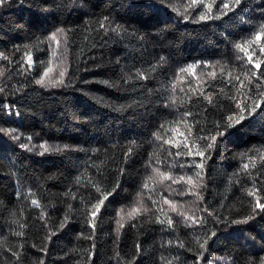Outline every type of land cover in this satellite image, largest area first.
Segmentation results:
<instances>
[{
	"label": "trees",
	"instance_id": "1",
	"mask_svg": "<svg viewBox=\"0 0 264 264\" xmlns=\"http://www.w3.org/2000/svg\"><path fill=\"white\" fill-rule=\"evenodd\" d=\"M204 2L213 5L209 15L222 7ZM262 7L264 0H242L235 12L193 23L178 15L201 12L190 0L0 6V128L20 134L0 132V264H264V210L256 206L264 204V36L253 39ZM57 29L64 33L52 40ZM48 68L47 86L37 84ZM60 72L63 83L52 86ZM258 103L251 115L241 113ZM240 115L246 118L208 149L217 123ZM45 142L50 151L40 155ZM199 163L202 178L194 175ZM158 173L192 176L194 185ZM117 184L93 217L96 186L106 192ZM133 208L140 211L129 218ZM169 217L171 226L158 222ZM209 230L216 235L199 259L196 238Z\"/></svg>",
	"mask_w": 264,
	"mask_h": 264
},
{
	"label": "snow or ice",
	"instance_id": "2",
	"mask_svg": "<svg viewBox=\"0 0 264 264\" xmlns=\"http://www.w3.org/2000/svg\"><path fill=\"white\" fill-rule=\"evenodd\" d=\"M8 2H9V0H0V6H3L4 4H6ZM163 2H164V0H161V3H163ZM241 2H242V0H221L222 7L217 10V14L216 15H209L212 12V8H213L212 4H206L204 2V0H190V5L192 6L193 10H195L197 6L203 5V8L201 9V12H199L196 17H190L188 15H184V14H181V13H178V15H182L184 20L191 19V21L193 23H200L201 21L207 20V19H220L222 15H227L228 12H235L236 8L240 6ZM204 9H206L207 11L205 12ZM172 11L176 12L177 9L175 7H173ZM261 11L264 12V7L261 8ZM119 27L120 26L117 25V28H119ZM58 33H61V34L64 33V29H57L56 31H54L51 34V39L52 40H56V37H57ZM262 36H264V24H261L260 29L258 31H256L253 39L255 41H259ZM140 39H143V37L141 36ZM253 39H249L247 41V43L249 45H251L253 43ZM57 44H59V41H57ZM233 47L235 49L239 50L240 52L245 53L248 63H253V56L247 54L248 53V49L243 47L242 44L233 42ZM259 51H260L261 54H264V46H260L259 47ZM0 57H3V53H0ZM4 58L6 59L7 57H4ZM162 60H163V58H162ZM28 61H29V63H31V61H32V57L31 56H28ZM117 63H119V61H117ZM260 66H261V64L259 62L255 63V65H254V67L256 69H259ZM194 67H196V64L188 65L187 68H181L180 72H187L188 69L194 68ZM51 71H52V69L48 68L46 71L43 72V75H42L41 79L36 80L35 82L37 84L41 85V86H45L46 87L47 85H45L44 78L48 77V75H49V73ZM0 75H3V73H0ZM63 76H64V72H60L59 73L60 79L59 80H53V81L50 82L52 84V86L61 85L63 83ZM137 76L140 79H147L148 78L142 72H139V71L137 72ZM103 83H108V82L104 81ZM110 86H112V85H110ZM3 90H4L3 88H0V92H3ZM3 107L4 108H8L9 106L8 105H4ZM165 107H167V105H165ZM238 107H240V106L238 105ZM259 107H260V104L258 103L256 105H254L250 110L247 109L246 107H241L240 110H241V113H243L244 111H248L249 115H251L252 113L256 112L257 108H259ZM9 114H12L11 110H10ZM14 114L17 115V116L20 115L19 111H15ZM189 114L190 113H186L185 115H189ZM245 118L246 117L244 115H240L239 118H236L234 120V122H233V118L232 117H227L225 119L224 125H219V123H217V133H216V135L211 136V138H210L211 142L207 144V148L208 149L213 148L215 146V144H216V140H217L218 136L225 135V133L227 132L228 128L235 127L236 125L240 124ZM161 127H163V126H161ZM0 132H7V134L10 135L12 139H15V140H19L20 139V134L17 132L16 129H8V130H6V129H3V128H0ZM156 138L160 139L159 133L156 134ZM26 139L28 141H31L32 137L29 136ZM200 139H204V138L200 137ZM133 143H135V142L133 141ZM165 143H170V141H165ZM19 147L27 149L29 151L32 150L31 148H29V145L26 144V143H21L19 145ZM187 147H188L187 144H185V148H187ZM39 149L43 150V151L39 152L40 155H43L44 152L50 150L49 146L47 145L46 142L40 144L39 145ZM52 150L60 151L61 149L58 148V147H54ZM188 154L192 155L193 153L189 150ZM177 155H179V153H177ZM195 155L200 156V157H204L205 153L201 152V151H197L195 153ZM208 158H210V157H208ZM195 167L200 169L201 171L194 173V175L196 177H198V178H202L203 163L195 164ZM244 167L246 169L248 166L244 165ZM154 171H156V170L154 169ZM158 174L161 176L162 179H171L173 181V183H180V182L183 181L187 185H194V181H193V177L192 176H189L187 178H185L183 176H181L179 178H173V177L168 176V175H166L164 173H158ZM77 183H79V177L77 178ZM93 186H96V185H93ZM116 187H119V185L117 184L115 187H113V189H111V191L101 192L100 188L98 186H96L97 192L101 193V198L98 200L97 204L93 206V210L91 212V215L93 217L100 211V207L103 206L104 201L108 200L109 196H111L112 193L115 192ZM144 187L147 188L148 185L145 184ZM187 191H191V189H187ZM193 194H195L197 196L199 195V193H193ZM250 195H254V193H250ZM31 203H32V205L39 207V203H38L37 200L32 199ZM163 203L170 204L171 205V210L172 211H177L175 204H172V202L168 201L166 198L163 200ZM256 206L259 207L261 210H264V204L260 203L259 200H257ZM69 207H71V205H69ZM139 211H140L139 208H133L130 212H128L127 215H128L129 218H133L134 215L137 214ZM160 211H162V209H160ZM178 214L184 216V219L186 221H189V222H191L193 224L203 223L204 222L202 220V218L197 219L195 216H188V215H185V213H183V212H179ZM13 215H15V213H13ZM250 218L251 217H245L244 219L239 220V221H231V223H247L248 219H250ZM64 220L66 222L68 220V217L65 216ZM122 220H123V217H121L120 221H117V224L119 225V227H123ZM158 222L159 223H167L169 226H171L172 223H173V221H172V219L170 217L167 218L166 221L158 219ZM217 222H221L219 220V217H217ZM23 227H24V225L21 224L20 228H23ZM61 227H64V223H61ZM14 234L16 236H23L24 233L22 231H16ZM215 235H216V232L214 230H209L208 232L204 233V238H203L202 241H201L200 237L196 238V243L198 244L199 248L201 250H203V251H200V252L197 253V256H198L199 259L203 258L204 251H207L206 245L208 244V241L211 240ZM180 246L183 247V244H181ZM137 249H139V245H137ZM13 256H17L18 257V254L16 252H13ZM41 264H43V261H41ZM249 264H251V262H249Z\"/></svg>",
	"mask_w": 264,
	"mask_h": 264
},
{
	"label": "bare ground",
	"instance_id": "3",
	"mask_svg": "<svg viewBox=\"0 0 264 264\" xmlns=\"http://www.w3.org/2000/svg\"><path fill=\"white\" fill-rule=\"evenodd\" d=\"M221 4H222V3H221ZM221 4H220V5H221ZM258 11H259V10H258ZM261 14H262V13H261ZM259 16H260V15H259ZM258 18H259V17H258ZM259 23H260V22H259ZM262 23H263V22H262ZM249 47H250V46H249ZM255 47H256V46H255ZM259 52H260V51H259ZM260 54H261V53H260ZM217 55H218V54H217ZM212 56H213V55H212ZM213 57H214V56H213ZM218 57H219V56H218ZM218 57H217V58H218ZM253 57H254V56H253ZM255 58H256V57H255ZM208 59H209V58H208ZM213 59H214V58H213ZM246 61H247V60H246ZM211 62H212V61H211ZM214 62H215V61H214ZM214 62H213V63H214ZM216 63H217V62H215V64H216ZM57 104L59 105L60 103H57ZM43 140H44V139H43ZM46 141H47V140H46ZM48 141H49V140H48ZM49 142H50V141H49ZM55 142H56V141H55ZM57 142H58V141H57ZM62 142H63V141H62ZM52 143H53V142H52ZM64 143H65V142H63V144H64ZM51 145H52V144H51ZM60 145H61V144H60ZM64 146H65V144H64ZM64 146H63V147H64ZM49 151H50V150H49ZM53 151H54V150H53ZM240 154H241V153H240ZM241 157H242V156H241ZM102 160H103V159H102ZM89 161H90V160H89ZM103 161H104V160H103ZM106 161H107V160H106ZM109 161H110V160H109ZM91 162H92V161H91ZM96 162H97V161H96ZM99 162H100V160H99ZM92 163H93V162H92ZM104 163H105V162H104ZM95 164H96V163H95ZM95 164H94V165H95ZM100 164H101V163H100ZM105 164H106V163H105ZM107 165H108V164H107ZM92 166H93V165H92ZM92 166H91V167H92ZM95 166H96V165H95ZM101 167H102V166H101ZM96 168H97V167H96ZM247 168H248V167H247ZM92 169H93V168H92ZM249 169H250V168H249ZM83 170H84V169H83ZM87 170H88V169H87ZM250 170H251V169H250ZM88 171H89V170H88ZM94 171H95V170H94ZM98 171H100V170H98ZM102 171H103V170H102ZM251 171H252V170H251ZM80 172H81V171H80ZM249 172H250V171H249ZM101 173H102V172H101ZM88 174H89V173H88ZM104 175H105V174H104ZM251 175H252V173H251ZM211 248H212V247H210V249H211ZM8 264H10V263H8Z\"/></svg>",
	"mask_w": 264,
	"mask_h": 264
}]
</instances>
